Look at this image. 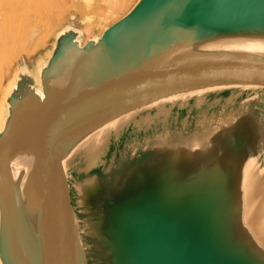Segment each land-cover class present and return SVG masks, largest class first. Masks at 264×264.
<instances>
[{"label":"water","instance_id":"95a60500","mask_svg":"<svg viewBox=\"0 0 264 264\" xmlns=\"http://www.w3.org/2000/svg\"><path fill=\"white\" fill-rule=\"evenodd\" d=\"M80 37L63 29L48 58L20 68L9 90L0 134L1 262L230 264L232 250V264H264V251L239 239L235 220L211 218L206 195L215 190L212 202L226 208L238 199L230 196L227 155L237 164L252 155L264 169V138L249 112L264 104V0H139L100 39L83 45ZM40 86L52 97L47 107ZM29 110L45 117L32 169L20 173L39 203L36 244L26 254L13 244L14 152L34 130L23 134L30 124L14 117ZM145 118L154 125L134 128L119 150L134 120ZM124 119L130 123L104 138L88 168L83 142ZM226 236L231 246L217 242Z\"/></svg>","mask_w":264,"mask_h":264},{"label":"bare ground","instance_id":"6f19581e","mask_svg":"<svg viewBox=\"0 0 264 264\" xmlns=\"http://www.w3.org/2000/svg\"><path fill=\"white\" fill-rule=\"evenodd\" d=\"M28 2H30V0H0V94H2V99L0 101V134L5 129V123L8 117L9 90H11V87L18 78L19 72H15L13 78L8 82L6 87L2 86L3 84L1 83V76L4 71V68L12 62V51L18 47L21 52V38L20 40H18L19 35L15 34V32L21 29V9ZM37 68V70L35 71L38 75L35 76V74L34 76L36 81L38 82V85H41L40 72L42 66L40 65V63L38 64ZM254 90L259 91V89ZM37 91L39 96L45 97L46 100L45 93L43 94V89L41 86ZM260 92L264 95L263 91ZM222 95H225L224 97H229L230 93L226 92ZM233 95L234 94L231 93V96ZM242 95L243 93L241 94V96ZM50 98L52 97L48 98L49 101ZM48 99L45 102L46 107L49 103ZM18 114L19 118L14 117L16 122L21 121V124L25 125L30 124L28 126H25L24 128H21V130L24 132L23 134H28V132L30 133V131L32 130H34V132L32 133V136L30 138L28 136L23 135L22 140H20V143L17 146L16 153L14 152V156L17 153L19 154L20 152V155L17 157V163H15V177L19 182L17 184V191L20 194V205L18 218L19 232L15 233L13 237V244L15 248L22 250L26 254H30V242L36 244V228L39 213V203L35 201L34 196L29 192V187L25 184L26 178L21 180L20 173L25 172L28 168L30 170L32 169V163L35 161V155H33V153L34 151H38V137L36 132L37 129L40 127L45 116L44 114L38 113L36 110L24 111L22 113L18 112ZM15 120L13 125H15ZM134 121V127L131 126L129 128V133L127 134L129 138H132L134 136V128L135 131L141 129L147 130L151 128L153 124L150 118L136 119ZM160 122H162V120H160ZM129 123L130 120L126 119H124V121H119L117 122V124H112V126H110L109 128L105 127L106 130L108 129L107 131L104 130V132H106L105 134L100 133L95 137L93 136L90 137L88 140L86 139L84 141L85 144L83 142L82 155L86 157V160L88 162V168L92 167L99 160V155L101 153L100 148H103L106 141V139L104 138L109 137L112 131H114V133L120 134L123 127ZM11 135H13V132L12 129H9V134L7 135L8 138H6L7 141L10 140L9 137ZM21 145L23 147L22 153ZM223 165L229 167L228 173H230V177H228L227 181L232 182V191H230V196L238 199L236 200V202L227 205L226 208V205L224 206L222 204L221 206V204H215L212 202L213 199L211 198L213 197L215 190H207L206 195L208 194L209 196L208 204H211V208L209 209L210 216L212 219L216 216L219 218L228 216L229 219L233 221L235 220V229L239 231V233L236 231L237 234H239V239L245 241L244 243H249L250 246H252L253 248H258L261 251H264V189H261L262 186L258 185L261 184V176L264 173V169H258V162L256 161V158L252 155H248L246 156V158H244V160H240L239 164H237V162L234 161L232 157H230V155H227ZM259 174H261V176ZM220 178L222 181L225 180L222 177ZM212 187L217 188L218 186ZM244 233L245 235H243ZM215 239L217 240V238ZM231 241L232 239L229 238V236H226L224 243L219 240L217 242L227 247L231 246ZM231 252L228 253L227 258V262L230 264L235 261V259L232 260ZM0 264H3L1 260Z\"/></svg>","mask_w":264,"mask_h":264},{"label":"rangeland","instance_id":"374dc122","mask_svg":"<svg viewBox=\"0 0 264 264\" xmlns=\"http://www.w3.org/2000/svg\"><path fill=\"white\" fill-rule=\"evenodd\" d=\"M138 2L139 0H30L21 9V29L15 32L19 35L18 40L21 38V52L18 47L12 51V62L4 68L1 76L2 86L6 87L20 68L33 70L39 60L47 59L54 48L57 35L63 29L72 27L78 30L81 33V43L85 45L90 40L100 39L108 28L126 16ZM1 99L2 94L0 101ZM249 112L264 138V104L253 103ZM184 115L186 111L181 110V117ZM193 128L194 124L190 126V130ZM126 136L119 150L129 138ZM113 151L114 147L109 158Z\"/></svg>","mask_w":264,"mask_h":264}]
</instances>
